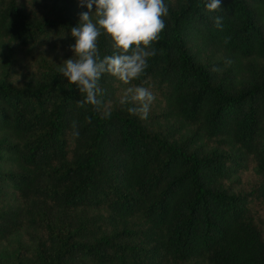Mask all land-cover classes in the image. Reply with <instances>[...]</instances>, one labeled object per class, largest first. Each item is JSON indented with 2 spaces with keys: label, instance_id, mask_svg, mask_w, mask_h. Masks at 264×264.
Instances as JSON below:
<instances>
[{
  "label": "trees",
  "instance_id": "1",
  "mask_svg": "<svg viewBox=\"0 0 264 264\" xmlns=\"http://www.w3.org/2000/svg\"><path fill=\"white\" fill-rule=\"evenodd\" d=\"M206 2L165 0L132 84L166 104L140 119L111 75L97 108L58 72L87 7L0 0V242H18L0 264H264V231L227 183L233 149L264 176V0ZM98 48L113 54L104 35Z\"/></svg>",
  "mask_w": 264,
  "mask_h": 264
},
{
  "label": "clouds",
  "instance_id": "2",
  "mask_svg": "<svg viewBox=\"0 0 264 264\" xmlns=\"http://www.w3.org/2000/svg\"><path fill=\"white\" fill-rule=\"evenodd\" d=\"M78 4L88 10L79 14L76 26L70 27L75 40L70 45L73 56L63 61L58 72L67 78L68 85L75 84L84 95L85 99L78 101L81 107L87 103L97 108L103 105L101 78L111 75L127 85L120 93L119 103L131 105L127 108L130 114L147 119L156 95L150 88L132 82L140 79L149 58L156 55L153 44L164 31V17L169 12L165 0H78ZM205 6L209 12L222 8L221 0H207ZM222 19L214 18L217 29L223 28ZM101 35L110 39L113 49V54L103 58L98 48ZM104 116H110V112L104 111ZM74 134L79 135L78 131Z\"/></svg>",
  "mask_w": 264,
  "mask_h": 264
},
{
  "label": "rangeland",
  "instance_id": "3",
  "mask_svg": "<svg viewBox=\"0 0 264 264\" xmlns=\"http://www.w3.org/2000/svg\"><path fill=\"white\" fill-rule=\"evenodd\" d=\"M57 51L63 53L62 51ZM28 59H30L29 56L27 60ZM63 59L64 55L58 56V60ZM27 60L25 62H27ZM123 88L124 87H121L119 90H122ZM148 88H150V90L156 95V100L151 106L149 115H154L155 113L158 114L165 108L166 102L164 96L161 95L160 91L156 90L154 87L149 86ZM231 153L234 159L230 162L231 171L227 180L228 186L234 192L242 193L248 196L250 210L264 231V176L257 171L256 164L252 156L244 155L236 149H233ZM9 198H14L12 193H9ZM14 244H18L16 238L0 242V252L4 247H8L9 251H12Z\"/></svg>",
  "mask_w": 264,
  "mask_h": 264
}]
</instances>
